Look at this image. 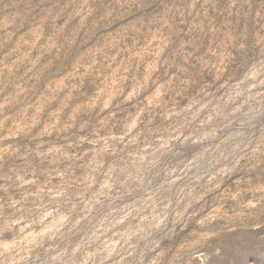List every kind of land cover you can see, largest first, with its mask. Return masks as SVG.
<instances>
[{"label": "rangeland", "instance_id": "obj_1", "mask_svg": "<svg viewBox=\"0 0 264 264\" xmlns=\"http://www.w3.org/2000/svg\"><path fill=\"white\" fill-rule=\"evenodd\" d=\"M0 264H264V0H0Z\"/></svg>", "mask_w": 264, "mask_h": 264}]
</instances>
